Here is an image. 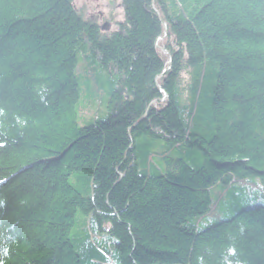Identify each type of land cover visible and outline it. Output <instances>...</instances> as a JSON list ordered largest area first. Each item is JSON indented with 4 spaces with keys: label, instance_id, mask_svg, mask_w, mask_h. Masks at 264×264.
I'll return each mask as SVG.
<instances>
[{
    "label": "trees",
    "instance_id": "obj_1",
    "mask_svg": "<svg viewBox=\"0 0 264 264\" xmlns=\"http://www.w3.org/2000/svg\"><path fill=\"white\" fill-rule=\"evenodd\" d=\"M118 2L0 0V264H264V0Z\"/></svg>",
    "mask_w": 264,
    "mask_h": 264
},
{
    "label": "rangeland",
    "instance_id": "obj_2",
    "mask_svg": "<svg viewBox=\"0 0 264 264\" xmlns=\"http://www.w3.org/2000/svg\"><path fill=\"white\" fill-rule=\"evenodd\" d=\"M119 0H115V10H120V8L117 6V2ZM80 4H87L89 7L90 11H94L101 13V22L106 23L108 20L105 19L104 17L107 18L108 13L110 12V9L112 8V5L110 3V0H78ZM120 15V14H119ZM104 27L110 28V26L104 24ZM226 194L220 196H213L215 199V207L208 211L202 218H200V224L202 226H207L213 222H216L219 219L227 218L229 217L233 211L231 208H224V206H227V203L229 200L225 199L224 197ZM220 197V198H219Z\"/></svg>",
    "mask_w": 264,
    "mask_h": 264
},
{
    "label": "bare ground",
    "instance_id": "obj_3",
    "mask_svg": "<svg viewBox=\"0 0 264 264\" xmlns=\"http://www.w3.org/2000/svg\"><path fill=\"white\" fill-rule=\"evenodd\" d=\"M113 6H115V4L112 5V8L110 9V12L116 17V19H120L121 17H120L119 14L121 13V10H122L121 5L119 4V2H117V6L120 8V10H118V9L115 10ZM104 24H107V22L104 23Z\"/></svg>",
    "mask_w": 264,
    "mask_h": 264
}]
</instances>
